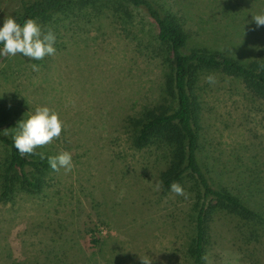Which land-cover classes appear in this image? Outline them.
I'll list each match as a JSON object with an SVG mask.
<instances>
[{"label": "rangeland", "instance_id": "374dc122", "mask_svg": "<svg viewBox=\"0 0 264 264\" xmlns=\"http://www.w3.org/2000/svg\"><path fill=\"white\" fill-rule=\"evenodd\" d=\"M13 1L0 16L13 12L5 10ZM113 1L109 9L97 0V9L55 16L52 56H0V106H17L21 119L39 105L55 110L61 134L35 150L72 154L71 169H51L40 192L0 202V264H190L189 183L184 195L157 190L162 151L134 148L127 125L163 98L155 24L142 9ZM151 1L176 16L185 50L216 49L240 62L260 56L264 25L252 17L264 14V0ZM194 93L207 175L264 211V100L216 71L203 72ZM209 236L206 264H264V224L218 211Z\"/></svg>", "mask_w": 264, "mask_h": 264}, {"label": "trees", "instance_id": "16d2710c", "mask_svg": "<svg viewBox=\"0 0 264 264\" xmlns=\"http://www.w3.org/2000/svg\"><path fill=\"white\" fill-rule=\"evenodd\" d=\"M109 1L106 0L101 8L109 9ZM6 2L0 0V9ZM113 2L111 0L110 4L113 5ZM121 2L142 9L154 22L164 77L162 101L144 106L137 115L127 117L130 141L136 149L154 146L162 151L165 164L157 175L162 193L169 191L173 182L181 188L189 183L186 188L192 194L193 235L186 252L190 264H206L209 224L216 212L234 214L242 220L263 226L264 211L249 206L231 188L214 182L207 175L206 164L200 155V104L194 89L203 72L216 71L239 79L252 96L264 100V39L259 48L260 56L246 62L206 47L195 46L185 50L187 35L174 14L160 9L151 0ZM98 6L97 0H16L5 10H13L9 15L20 21L26 17L35 19L46 31L55 21V16L74 15L87 9H97ZM120 12L118 17L124 23L129 18L128 14L125 10ZM9 15H1L0 18ZM20 112L17 106H0V202H9L17 191L40 192L47 184V175L51 170L47 155L41 159L36 150V155H28L20 154L13 148L12 136L16 121L21 119Z\"/></svg>", "mask_w": 264, "mask_h": 264}, {"label": "clouds", "instance_id": "9594fccd", "mask_svg": "<svg viewBox=\"0 0 264 264\" xmlns=\"http://www.w3.org/2000/svg\"><path fill=\"white\" fill-rule=\"evenodd\" d=\"M257 26L264 25V14L252 17ZM56 35L51 30H42L41 25L35 19L26 17L22 21L12 15L0 18V56L9 57L17 54L32 60H41L45 56H52ZM36 70L37 65H32ZM206 81L214 82V76L208 75ZM63 128V122L58 113L47 105H39L32 109L22 119L16 121V131L12 136V146L20 154L36 155V148L50 143L53 138H58ZM41 159H45L44 153H39ZM47 164L52 170L58 167L66 171L72 167V154L62 150L54 156H48ZM157 190L161 188V182L155 181ZM172 192L184 195L181 186L173 182L169 185Z\"/></svg>", "mask_w": 264, "mask_h": 264}, {"label": "crops", "instance_id": "0c3cea01", "mask_svg": "<svg viewBox=\"0 0 264 264\" xmlns=\"http://www.w3.org/2000/svg\"><path fill=\"white\" fill-rule=\"evenodd\" d=\"M223 4L226 5V6H227V5H230V4H231V0H229V2L226 3V4H225V3H223Z\"/></svg>", "mask_w": 264, "mask_h": 264}]
</instances>
